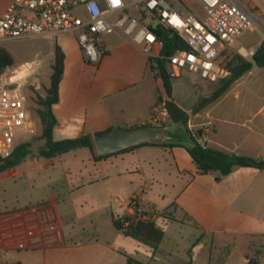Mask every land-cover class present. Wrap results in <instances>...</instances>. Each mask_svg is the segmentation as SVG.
<instances>
[{"label": "crops", "instance_id": "0c3cea01", "mask_svg": "<svg viewBox=\"0 0 264 264\" xmlns=\"http://www.w3.org/2000/svg\"><path fill=\"white\" fill-rule=\"evenodd\" d=\"M15 1L0 0V18ZM57 44L65 61L59 100L52 107L57 119L54 140L141 125L161 101L150 57L123 35L102 36V57L96 65L84 60L74 35L60 36ZM37 58L44 60L42 68L49 66L50 84L54 46L47 53L37 52L33 60ZM40 91L41 85L36 92L44 96ZM176 102L191 113L196 127L207 126L208 147L264 159V107H214L215 103L200 108ZM136 175L170 184L163 195L168 208L174 207L173 215L166 217L169 222L210 237L221 247L241 243L249 252L242 264L252 256L261 264L264 170L237 167L216 181L217 174H202L183 147L150 145L100 161L88 148L52 159L28 157L0 173V264H127L132 239L115 227L114 219L128 210L118 199L136 198L147 214L159 213L155 205L146 211L141 206L145 197L132 194ZM12 195L18 206L9 200Z\"/></svg>", "mask_w": 264, "mask_h": 264}, {"label": "built area", "instance_id": "2783aa9c", "mask_svg": "<svg viewBox=\"0 0 264 264\" xmlns=\"http://www.w3.org/2000/svg\"><path fill=\"white\" fill-rule=\"evenodd\" d=\"M169 30L187 45L164 55V44L156 31ZM247 31H260L264 22L239 0H16L0 18V44L27 38L46 39L51 46L60 36H75L84 60L98 64L100 44L106 33L117 32L140 46L150 59L165 58L170 75L182 71L197 74L209 83L230 75L217 61L227 47ZM245 50V52H244ZM256 48L239 47L238 53L254 63ZM43 59L6 68L0 73V156L8 157L21 143L38 133L35 99L36 76ZM188 121L189 131L207 146L208 128ZM171 116L164 100L151 109L142 126H170ZM201 131V134H198ZM130 215L146 220L147 214L135 199H118ZM128 222L124 223V228Z\"/></svg>", "mask_w": 264, "mask_h": 264}, {"label": "trees", "instance_id": "16d2710c", "mask_svg": "<svg viewBox=\"0 0 264 264\" xmlns=\"http://www.w3.org/2000/svg\"><path fill=\"white\" fill-rule=\"evenodd\" d=\"M253 6V4H252ZM254 9H256L254 7ZM164 44V55L172 54L177 49H187V45L175 34L169 30L156 31ZM257 57L256 64L258 67L264 66V40L254 54ZM65 55L62 49L56 44L54 46V62L51 66L50 84L45 90V95L36 94L35 114L40 120L42 133L39 137H34L30 141L19 144L8 157L0 156V173L11 170L23 162L28 157L38 156L41 158L52 159L73 150L88 148L95 161L106 159L109 156L125 153L136 149L137 147L128 148L121 152L100 156L95 153L93 146V136L89 134L77 138H68L56 141L53 138V130L57 124V119L53 114L52 107L59 100V85L64 73ZM224 69L230 71V75L218 83V87L213 91L211 97L203 98L197 107H205L210 103L218 101L230 87L245 74L252 70L253 64L242 57L233 47H227L220 55L217 61ZM15 65L14 59L9 51L0 46V73L8 67ZM150 66L155 71L156 79L159 85L161 101L164 100L171 116L170 126L177 129H183L186 133L184 142L180 144H142L140 146H159V147H183L197 168L202 174L216 173V181L229 175L237 167H253L264 170V159H256L248 156L226 153L212 147H204L198 143L196 137L188 129L189 115L177 104L173 80L170 75L168 61L165 58L150 59ZM144 127L136 125L130 129ZM101 134V133H98ZM201 134V131H198ZM96 135V134H95ZM38 141H44L43 145L33 148V144ZM138 146V147H140ZM35 154V155H34ZM137 200L136 198H134ZM147 214V213H146ZM146 220L139 219V215L124 214L120 218L114 219L115 227L122 233L148 247L151 251H157L164 238V232L157 225L154 217L155 214H147ZM174 220V218H171ZM128 222L124 228V223ZM127 264H145L130 256H126Z\"/></svg>", "mask_w": 264, "mask_h": 264}, {"label": "rangeland", "instance_id": "374dc122", "mask_svg": "<svg viewBox=\"0 0 264 264\" xmlns=\"http://www.w3.org/2000/svg\"><path fill=\"white\" fill-rule=\"evenodd\" d=\"M239 1L254 11L264 22V0ZM262 41L263 36L260 31H247L236 41L234 48L238 49L241 46L246 47V49L256 48ZM0 46L10 52L15 64L31 61L37 52L47 53L50 50V44L42 38L14 40L2 43ZM252 64L253 74L247 73L236 81L228 90L230 94L221 102L217 103L218 100L205 107H213L215 103L217 104L214 107H264V66L258 67L255 61ZM44 71L46 74L43 73ZM49 74L50 68L48 66L42 68L40 74L35 77L36 80L40 81V92L42 93L49 85ZM173 87L180 105L197 107L203 98L211 97L213 91L218 87V83H209L202 80L197 74L184 70L179 78L173 80ZM237 93L238 96H236ZM41 133L42 127L38 123V133L35 137H39ZM43 143L44 141H38L33 144V148L35 149ZM132 185L134 190L132 194H136L139 198L145 197L141 206L146 211H149V205H155L158 208L159 213L155 215L154 219L159 228L163 230L164 238L157 252H151L148 247L130 240L131 244H129L128 249L131 254L130 257L145 264H226V262L227 264H242L244 256L249 254L241 243L236 242L228 247H221L217 242L213 243L210 237L201 238L195 230L169 222L166 217L169 214L173 215L174 207L168 208V203L163 195L167 191V187L170 189V184L136 175ZM118 192L122 193L123 191L119 190ZM23 195L26 198L29 196L33 198L29 192H24ZM9 197L13 206H18L16 205L17 199L13 195ZM126 201L129 202L130 200L126 199ZM122 212L125 214V210ZM177 216L180 214L177 213ZM89 221V219L84 220L85 223ZM260 258L261 264H264V249ZM248 264H257L256 258L250 257Z\"/></svg>", "mask_w": 264, "mask_h": 264}, {"label": "water", "instance_id": "95a60500", "mask_svg": "<svg viewBox=\"0 0 264 264\" xmlns=\"http://www.w3.org/2000/svg\"><path fill=\"white\" fill-rule=\"evenodd\" d=\"M254 61H257V57L254 58ZM185 138L186 133L183 129H175L172 126H144L134 129L114 127L107 132L94 135L92 141L95 153L106 156L142 144H180L184 142Z\"/></svg>", "mask_w": 264, "mask_h": 264}, {"label": "bare ground", "instance_id": "6f19581e", "mask_svg": "<svg viewBox=\"0 0 264 264\" xmlns=\"http://www.w3.org/2000/svg\"><path fill=\"white\" fill-rule=\"evenodd\" d=\"M244 52H245V50H244Z\"/></svg>", "mask_w": 264, "mask_h": 264}]
</instances>
